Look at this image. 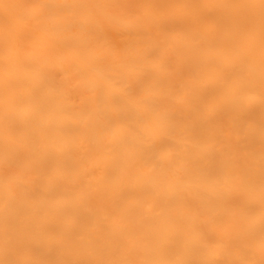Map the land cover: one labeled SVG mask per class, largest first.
<instances>
[{
	"label": "bare ground",
	"instance_id": "bare-ground-1",
	"mask_svg": "<svg viewBox=\"0 0 264 264\" xmlns=\"http://www.w3.org/2000/svg\"><path fill=\"white\" fill-rule=\"evenodd\" d=\"M0 264H264V0H0Z\"/></svg>",
	"mask_w": 264,
	"mask_h": 264
}]
</instances>
